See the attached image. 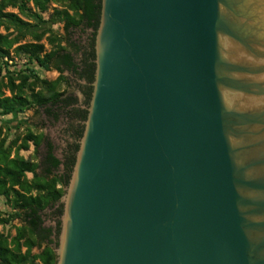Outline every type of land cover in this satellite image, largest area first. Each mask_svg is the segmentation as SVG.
<instances>
[{"label": "water", "instance_id": "95a60500", "mask_svg": "<svg viewBox=\"0 0 264 264\" xmlns=\"http://www.w3.org/2000/svg\"><path fill=\"white\" fill-rule=\"evenodd\" d=\"M55 264H264V0H101Z\"/></svg>", "mask_w": 264, "mask_h": 264}, {"label": "trees", "instance_id": "16d2710c", "mask_svg": "<svg viewBox=\"0 0 264 264\" xmlns=\"http://www.w3.org/2000/svg\"><path fill=\"white\" fill-rule=\"evenodd\" d=\"M63 1L66 3V9L60 11L55 10L53 17L58 21H63V28L68 33L69 30L79 26L89 29L93 33L94 51L95 34L100 18L101 0ZM49 2L50 0H0V28L8 22L19 30L24 29V33H33L30 32L31 26L29 24L22 22L14 14L6 13L5 10L8 7H18L21 10L26 4L31 3L36 11L44 13L47 10ZM69 11L73 12L74 15H70ZM41 37L42 34L36 35L35 40L37 43H26L17 46L15 51L22 52L45 71H58L60 78L54 82L42 80L41 84L45 87L46 94H38L34 99L30 100L24 92L29 77L25 75L20 77L21 81L18 85H15L14 79L10 77L5 86L9 91V96H5L0 91V113L2 115L21 114L34 105L43 109L49 115L54 106L64 101L63 92H56V87L63 75V70L59 68V65H71L70 53L67 52V47L61 46L60 44L55 45L54 41L50 43L55 45V47L46 52L43 45L38 43ZM15 43V39L0 34V60L9 57V50ZM70 45H73V43ZM74 48L75 52L78 51V46H74ZM93 60H95V52ZM93 67L95 72L94 61ZM93 80L94 73L91 84ZM65 83L67 84L66 80ZM28 143H32L36 150L41 143V137L27 133L22 139V144L18 147L27 149ZM15 144L16 142H12L10 146L5 148L4 142L0 141V196L11 201L12 214L10 220H19L22 223V228L17 232V239L10 243H7L0 236V264H36V260L40 264H55L56 255L54 253V247L57 245L60 223L58 221L56 240L53 241L50 239L51 230L45 229L42 226L41 213L48 206H54L64 195V188L68 185L75 157L72 164L67 166L64 175H54L53 171L57 169L59 162L53 157L50 146L47 149L45 160H42L38 165L16 155L14 158H10L11 149ZM38 167H42L44 176L41 177L36 173ZM27 174L32 175L31 181L27 180ZM50 176H52L51 180L48 179ZM58 185H60V188H57ZM33 190L37 192L35 195L31 194ZM56 213L58 220L62 215L61 205H59ZM39 244H45L46 248L39 255H31V249ZM21 248H25L23 253L21 252Z\"/></svg>", "mask_w": 264, "mask_h": 264}, {"label": "rangeland", "instance_id": "374dc122", "mask_svg": "<svg viewBox=\"0 0 264 264\" xmlns=\"http://www.w3.org/2000/svg\"><path fill=\"white\" fill-rule=\"evenodd\" d=\"M65 9L66 3L63 0H50L47 5V10L44 13L36 11L31 3L26 4L21 10H19L18 7H8L5 10L6 13L14 14L22 22L29 24L31 26L30 32H33L24 33V29L19 30L8 22L5 23V26L0 28V34L7 35L9 38L16 40V43L9 50V57L0 60V91L3 92L5 96H9V91L5 86L10 77L14 79L15 85L20 83V77L24 75L29 77L24 92L28 95L30 100L34 99L38 94H46V89L41 84L42 80L54 82L60 78V74L56 71L43 70L35 61L30 60L28 56L24 55L22 52L15 51V48L26 43H37L35 36L38 34H42L38 43L43 45L46 52L53 49L57 44L66 47L70 40L81 41L84 35V28H82V26L73 28L69 30L68 33L63 28V21H58L53 17L55 10L60 11ZM69 14L74 15L71 11H69ZM51 41H54L55 45H52L50 43ZM65 80V76L62 75L56 87V92H63V94L66 92H73V89L67 86ZM76 93L78 94V92ZM78 96L80 97V94H78ZM42 111L43 109L34 105L21 114L2 115L0 113V141L4 142L5 148L10 146L12 142H16L15 146L11 149L10 158H14L16 155L24 160L39 165L44 150V138L48 141H52L56 146L55 148L58 150V145L61 144L59 131L62 125L59 122L48 121L43 116ZM27 133L41 137V143L36 150L32 143H28L27 149L18 147L22 144V139ZM36 173L41 177L44 176L42 167H38ZM26 178L28 181H31L32 175L27 174ZM48 179L51 180L52 176ZM57 188H60V185H58ZM36 193L35 190L31 192L32 195ZM59 202L55 205H60ZM52 207L53 206H48L41 213L45 224L51 223L49 216L53 211ZM11 214V201L0 196V236L7 243L16 240L18 236L17 232L22 228V223L19 220H10ZM45 248V244L36 245L31 249V255H39ZM24 251L25 248H21V252L23 253ZM35 262L36 264H40L38 260Z\"/></svg>", "mask_w": 264, "mask_h": 264}, {"label": "flooded vegetation", "instance_id": "af4514ba", "mask_svg": "<svg viewBox=\"0 0 264 264\" xmlns=\"http://www.w3.org/2000/svg\"><path fill=\"white\" fill-rule=\"evenodd\" d=\"M92 32L89 29L84 28V35L81 41L70 40L67 44V52L71 56V65L65 66L59 65V68L63 70V75L66 78L67 86L73 89V92H66L63 96V102L52 108L51 113L48 115L43 112V116L50 122L61 123L60 136L61 144L58 145V150L55 148V144L52 141H48L45 138L44 150L42 153L41 161L45 160L48 147L51 148V153L54 158L59 162L57 169L53 171L54 175H64L66 173L67 166L71 165L75 153L78 147V140L83 132V122L86 119L90 93H91V79L94 73L93 67V40ZM74 46H78L75 52ZM56 71V70H54ZM58 73V71H56ZM59 74V73H58ZM66 74V75H65ZM80 94V97L78 94ZM58 206L52 207V213L49 216L51 223L45 224L42 214V226L45 229L51 230L50 239L56 240V233L58 230V220L56 210Z\"/></svg>", "mask_w": 264, "mask_h": 264}]
</instances>
